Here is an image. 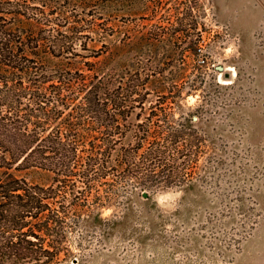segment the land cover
<instances>
[{
  "label": "trees",
  "instance_id": "1",
  "mask_svg": "<svg viewBox=\"0 0 264 264\" xmlns=\"http://www.w3.org/2000/svg\"><path fill=\"white\" fill-rule=\"evenodd\" d=\"M198 12V0H0V264L67 261L70 228L111 222L100 209L122 188L144 202L196 174L202 105L174 112L204 77L160 57L159 28L174 45L188 19L195 54ZM29 168L49 182L14 172Z\"/></svg>",
  "mask_w": 264,
  "mask_h": 264
},
{
  "label": "rangeland",
  "instance_id": "2",
  "mask_svg": "<svg viewBox=\"0 0 264 264\" xmlns=\"http://www.w3.org/2000/svg\"><path fill=\"white\" fill-rule=\"evenodd\" d=\"M198 1L195 54L188 19L174 45L166 40L168 24L159 28L160 57L182 59L188 77H204L174 112L202 105L206 149L196 174L147 191L144 202L122 188L118 203L100 209L111 222L78 220L67 233L70 257L57 264H264V0ZM14 172L34 183L50 179L33 168Z\"/></svg>",
  "mask_w": 264,
  "mask_h": 264
},
{
  "label": "water",
  "instance_id": "3",
  "mask_svg": "<svg viewBox=\"0 0 264 264\" xmlns=\"http://www.w3.org/2000/svg\"><path fill=\"white\" fill-rule=\"evenodd\" d=\"M215 69H216L217 71H219V72H223V74H224L225 77H229V76H230V73H229L228 71H226V70H225V67L222 66V65H220V64L216 65V66H215ZM193 118L196 119L195 116H194ZM148 195H149V194L147 193V191H143V192H142V196H143L144 198L148 197Z\"/></svg>",
  "mask_w": 264,
  "mask_h": 264
},
{
  "label": "bare ground",
  "instance_id": "4",
  "mask_svg": "<svg viewBox=\"0 0 264 264\" xmlns=\"http://www.w3.org/2000/svg\"><path fill=\"white\" fill-rule=\"evenodd\" d=\"M226 70V69H225ZM228 71V70H227Z\"/></svg>",
  "mask_w": 264,
  "mask_h": 264
}]
</instances>
